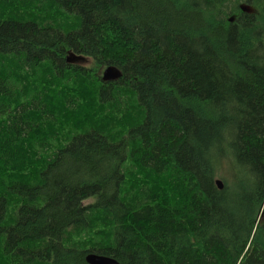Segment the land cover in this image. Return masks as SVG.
I'll return each mask as SVG.
<instances>
[{"label":"trees","instance_id":"obj_1","mask_svg":"<svg viewBox=\"0 0 264 264\" xmlns=\"http://www.w3.org/2000/svg\"><path fill=\"white\" fill-rule=\"evenodd\" d=\"M262 209L264 0H0V264H264Z\"/></svg>","mask_w":264,"mask_h":264},{"label":"water","instance_id":"obj_2","mask_svg":"<svg viewBox=\"0 0 264 264\" xmlns=\"http://www.w3.org/2000/svg\"><path fill=\"white\" fill-rule=\"evenodd\" d=\"M243 10V12L245 13H252L253 10L250 8V7H245L243 6L241 8ZM234 17H232L230 19V22H233L234 21ZM76 59V58H75ZM75 59L73 60V62L75 61ZM76 60H80V58L76 59ZM72 62V60H71ZM105 77L104 79H116V74L115 72H113V70H107L105 73ZM217 186L219 187L220 190L223 189V183H221V180H217ZM86 262L88 264H120L118 263V261L114 258H110V257H106V256H102V255H98V254H88L86 256Z\"/></svg>","mask_w":264,"mask_h":264},{"label":"bare ground","instance_id":"obj_3","mask_svg":"<svg viewBox=\"0 0 264 264\" xmlns=\"http://www.w3.org/2000/svg\"><path fill=\"white\" fill-rule=\"evenodd\" d=\"M243 6H245V7H250V6H248V5H242L240 8H242ZM252 10H253V8L252 7H250ZM242 10V9H241ZM243 11V10H242ZM231 19V18H230ZM229 19V20H230ZM218 180V179H217ZM217 180H216V182H217ZM263 212H264V209H262V212H261V215L260 216H262L263 215Z\"/></svg>","mask_w":264,"mask_h":264},{"label":"rangeland","instance_id":"obj_4","mask_svg":"<svg viewBox=\"0 0 264 264\" xmlns=\"http://www.w3.org/2000/svg\"><path fill=\"white\" fill-rule=\"evenodd\" d=\"M218 180H221L220 178H218ZM86 203H90V201H87Z\"/></svg>","mask_w":264,"mask_h":264}]
</instances>
